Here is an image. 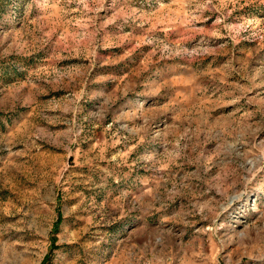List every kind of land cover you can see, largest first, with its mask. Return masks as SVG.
<instances>
[{
    "label": "rangeland",
    "instance_id": "1",
    "mask_svg": "<svg viewBox=\"0 0 264 264\" xmlns=\"http://www.w3.org/2000/svg\"><path fill=\"white\" fill-rule=\"evenodd\" d=\"M0 264H264V0H0Z\"/></svg>",
    "mask_w": 264,
    "mask_h": 264
},
{
    "label": "trees",
    "instance_id": "2",
    "mask_svg": "<svg viewBox=\"0 0 264 264\" xmlns=\"http://www.w3.org/2000/svg\"><path fill=\"white\" fill-rule=\"evenodd\" d=\"M51 240L54 241V237H52ZM52 245H54V244H52Z\"/></svg>",
    "mask_w": 264,
    "mask_h": 264
}]
</instances>
